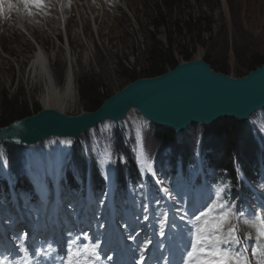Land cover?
<instances>
[{
  "label": "rangeland",
  "instance_id": "374dc122",
  "mask_svg": "<svg viewBox=\"0 0 264 264\" xmlns=\"http://www.w3.org/2000/svg\"><path fill=\"white\" fill-rule=\"evenodd\" d=\"M0 2L7 4L9 1ZM12 2L17 7L0 15V105L3 97L16 101L23 111H28L26 116L41 110L43 86L28 78L30 58L38 52L37 42H41L51 56V71L59 86L72 61L69 54L76 58L73 63L75 100L63 110L70 116H77L83 111L94 112L108 96L130 83L140 78H152L141 75L150 64L148 54L152 48L167 62L162 68L163 73L176 64L202 59L216 64L220 62L222 70L216 72L232 78L244 77L249 73L246 71L248 55L259 54L264 58V0H78L79 9H76L74 0H68L67 17L70 16L71 21L67 24L63 21L64 10L58 1L57 10L52 8L46 19L41 14L35 15L34 11L33 16L23 18V23H20V0ZM89 9L96 16L95 21ZM26 18L30 19L29 24L36 26L37 40L29 36L32 31L23 27ZM84 24L87 27L83 28ZM65 28L69 37H74V30H80V35L72 38V50ZM87 38L92 41L91 45ZM186 56L189 59H185ZM171 62L175 63L172 67L169 66ZM82 79H89L95 84L98 97H103L101 102L95 95H81ZM133 114L128 118H132L129 122L94 132L102 149H114L117 140L123 150H129V144L131 149L134 147L130 134L136 130L140 118ZM254 118L264 125V112ZM141 132L148 151L155 154L156 149H161L154 143L153 128L142 122ZM186 134L193 149L203 138L204 128L192 127ZM90 142L91 139L86 136L78 143H72L71 148L74 152L81 149L84 156V147L88 145L89 151ZM41 147L45 146L37 150L40 151ZM10 151L22 157L26 153L22 148L0 145V152L5 158ZM22 168L19 166L14 173L19 171L21 176Z\"/></svg>",
  "mask_w": 264,
  "mask_h": 264
},
{
  "label": "water",
  "instance_id": "95a60500",
  "mask_svg": "<svg viewBox=\"0 0 264 264\" xmlns=\"http://www.w3.org/2000/svg\"><path fill=\"white\" fill-rule=\"evenodd\" d=\"M264 110V63L244 77L212 70L202 59L176 64L152 78H140L104 100L94 112L77 116L41 110L0 127V143L34 146L51 137L76 141L101 124L118 123L130 111L155 128L183 134L221 120L246 123Z\"/></svg>",
  "mask_w": 264,
  "mask_h": 264
},
{
  "label": "snow or ice",
  "instance_id": "6c2138e0",
  "mask_svg": "<svg viewBox=\"0 0 264 264\" xmlns=\"http://www.w3.org/2000/svg\"><path fill=\"white\" fill-rule=\"evenodd\" d=\"M20 3L29 17L34 15V10H42L46 6L45 0H20ZM16 7L12 0L7 4L0 2V15ZM148 171H151L150 167ZM189 219H194L195 223L190 227V244L182 264H264V209L248 216L243 211L238 212L230 203L215 200L203 205ZM166 223L167 218L164 217L163 224ZM247 241H252L250 247H244ZM80 251L94 255L95 247L85 245L82 250L70 255H78ZM0 264L16 262L0 255ZM19 264H33L32 256L22 258ZM67 264H73V259L70 258Z\"/></svg>",
  "mask_w": 264,
  "mask_h": 264
},
{
  "label": "trees",
  "instance_id": "16d2710c",
  "mask_svg": "<svg viewBox=\"0 0 264 264\" xmlns=\"http://www.w3.org/2000/svg\"><path fill=\"white\" fill-rule=\"evenodd\" d=\"M148 56L150 64L146 72H143L141 75H145V77H156L158 74L163 73L162 68L167 64L164 57L159 55L155 51V48L150 50ZM185 59H189V57L186 56ZM246 60V71L249 72L251 69H255L264 63V58L259 54L251 53L247 56ZM204 61L210 65L212 70H222L220 62L216 64L215 62ZM174 64L171 62L169 66L172 67ZM80 87L82 96L95 95L101 102L102 96L98 97L99 95L95 92L96 86L92 81L82 79ZM25 114H28V111H23L16 101L3 97L0 105V127H5L15 120L25 118ZM186 133L176 135L173 131L158 128L155 129L154 143L167 147L186 159L192 153L191 141L189 142ZM202 146L212 151V154L208 156V161L213 168L233 174V164L237 161L243 167L244 172L249 178L255 172L254 164L258 148H256L250 129L237 120H221L212 127L204 128ZM8 155L10 156L12 166L14 168L17 167L19 157L17 158V155L12 154L11 151Z\"/></svg>",
  "mask_w": 264,
  "mask_h": 264
},
{
  "label": "bare ground",
  "instance_id": "6f19581e",
  "mask_svg": "<svg viewBox=\"0 0 264 264\" xmlns=\"http://www.w3.org/2000/svg\"><path fill=\"white\" fill-rule=\"evenodd\" d=\"M57 1L62 4L63 10H64V15L62 12L63 21L67 24L68 22L71 21L70 16L67 17V15H68L67 0H57ZM74 1H75L74 5H76L75 7L77 9L79 6V5L77 6L78 0H74ZM105 7H107V6H105ZM80 8H81V6H80ZM102 10H104V9H102ZM77 11H79V10H77ZM89 11L91 13L90 14L91 18L95 21L96 16L93 15V13L90 9H89ZM19 14L21 15L20 23H23L22 20L24 17H26V14L23 11L22 4L20 5ZM79 18H81V17H79ZM29 20H30L29 18L25 19V21H24L25 24L23 25V27H25V29L27 31H32L30 33L28 32L29 36L32 37V39L37 40V37H38L37 32L34 31L36 26H32L33 24H29V23H31V22H29ZM34 21H36V20H34ZM45 21H48V20H45ZM84 21H86V20H84ZM53 25H54V23H53ZM47 26H48V24H47ZM55 26H56V24H55ZM55 26H52V28ZM85 27H87L86 24L83 25V28H85ZM83 28L81 27V30H83ZM51 32H53V31H51ZM74 32H75V34L73 35L74 37H71V35L69 37V33L67 34V29L65 28V35L69 41V44H70L69 48L71 50H72V45L74 44L72 38H75V37H77V35H80L79 29L74 30ZM45 36H46V38H49L48 34H45ZM87 39L89 40L88 42L91 45L92 41L89 38H87ZM37 44L39 47L38 52L34 53V55L30 58L31 62L29 63L30 69H29V73H28V78H29V80H30V78H32V81L34 83L41 84L43 86V93L40 96L41 97L40 98L41 110H53V111H56L62 115L63 114L66 115V113L63 110L65 108H67L70 104H72L75 100L74 92H75V85H76L75 84L76 77H75V74L73 72V63L76 62V58L74 55L72 56L71 53L69 54L72 61H71L70 67H68V69L64 73V76H63L64 80H63L62 85L59 86L56 82V79L53 77V74L51 71V61H52V59L50 58L51 56H48L47 51H46L44 45L41 44V42L40 43L37 42ZM84 59H85V62H87L88 58H87L86 54L84 55ZM194 60H197V59H194ZM133 113H136V112L130 111L128 114V117L132 116ZM258 114L259 113H257V115ZM253 120H255L254 116H253V118L250 119V122H252ZM139 124L140 123L137 122V125H136L137 129L141 128V125H139ZM105 127H110V125L104 124L100 128H105ZM72 143L73 142L70 139H67L64 141H62L61 139H52L50 141H46L44 144L37 145V146H30V147H27L25 149L26 154H27L28 159H29V163L35 167V172H31V173L33 174L32 177L36 180V182H38V178H40V176L42 175V170H43V167L45 169L46 162L51 161L52 155H54V158L52 160H53V162L56 163V167H59L62 164L64 157L66 154H68L67 151H68L69 147H71ZM40 146H45V147L44 148L41 147L42 149L40 151H38ZM37 148H38V150H37ZM108 190H109V194H111L112 190H110V189H108ZM56 199L58 200V197ZM55 214L56 215L58 214L57 210H55ZM58 223L62 224V222H58Z\"/></svg>",
  "mask_w": 264,
  "mask_h": 264
}]
</instances>
